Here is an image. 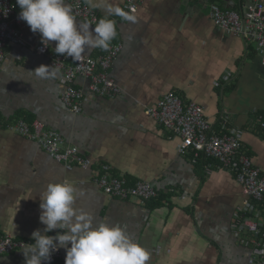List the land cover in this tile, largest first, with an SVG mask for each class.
Segmentation results:
<instances>
[{"label":"crops","instance_id":"crops-1","mask_svg":"<svg viewBox=\"0 0 264 264\" xmlns=\"http://www.w3.org/2000/svg\"><path fill=\"white\" fill-rule=\"evenodd\" d=\"M97 2L105 5L94 9L99 19L106 6H122V0ZM249 2L152 0L138 7L134 22L108 17L122 44L109 70L121 93L114 99L87 94L77 115L61 103L59 73L42 80L30 72L50 65L29 49L43 44L40 33L23 30L28 45L9 46L0 66V237L34 243L33 231L43 233L46 227L39 220L41 194L49 182L67 179L85 192L75 206L92 213L97 223L124 227L149 252L147 264H247L249 247L231 229L247 201L241 186L215 161L179 155V139L151 120L145 106L168 93L202 106L215 132L242 131L253 165L264 171V131L256 118L264 113L260 56L254 43L227 35L208 17L212 3L240 11ZM55 45L48 47L57 54ZM100 51L89 48L83 55L96 57ZM74 85L86 91L85 80ZM20 119L61 134L66 146L92 160L91 169L67 170L37 144L7 130ZM102 164L131 184H150L156 198L139 204L106 196L93 182ZM26 248L0 257V264H26ZM60 250L62 259L54 264L65 263L66 250Z\"/></svg>","mask_w":264,"mask_h":264},{"label":"built area","instance_id":"built-area-1","mask_svg":"<svg viewBox=\"0 0 264 264\" xmlns=\"http://www.w3.org/2000/svg\"><path fill=\"white\" fill-rule=\"evenodd\" d=\"M150 1L152 0H122L121 9L133 16L141 4ZM66 3L72 7L79 21L88 22L93 27L98 22L97 12L82 0H66ZM20 11L16 0H0V66L9 46L28 45L23 37V30L30 27L19 19ZM208 17L227 35L254 43L264 68V0H250L240 11L221 8L212 3ZM29 49L46 57L50 67L59 69L63 84L61 103L74 115L81 112L87 94L114 99L121 93V89L109 76L111 65L122 50L120 42L111 44L108 51L102 50L96 57L82 54L78 62L52 53L48 45L32 44ZM78 78L85 80L86 91L74 85ZM145 114L167 134L179 139V155H190L194 161H215L219 169L226 170L234 177L247 201L235 213L231 229L234 236L249 247L247 264H264V171L253 165L240 139L242 131L233 129L215 132L202 106L194 102H183L173 93L165 94L155 104L145 106ZM256 118L258 128L264 131V113L257 114ZM6 128L37 144L44 153L67 170L75 167L89 170L94 164L76 147L66 146L61 134L45 128L36 120L28 123L20 119L8 124ZM93 182L103 194L121 201L136 200L143 204L157 196L150 184L140 181L131 184L125 178L114 175L111 167L106 164L97 168ZM28 245L29 241L17 240L9 235L1 236L0 257ZM61 259L62 252L59 248L52 253L49 261H43L42 264H54Z\"/></svg>","mask_w":264,"mask_h":264},{"label":"clouds","instance_id":"clouds-1","mask_svg":"<svg viewBox=\"0 0 264 264\" xmlns=\"http://www.w3.org/2000/svg\"><path fill=\"white\" fill-rule=\"evenodd\" d=\"M20 8L19 19L25 21L33 33H40L47 46L55 41V53L79 61L89 48L108 51L117 36V24L110 16H119L134 22L118 6H106V15L95 26L79 22L66 0H16ZM92 9L105 7L97 0H86ZM36 77L55 79L59 69L40 65L30 71ZM85 195L72 182L65 179L49 182L41 194L39 216L46 227L33 231L34 243L24 251L26 264L49 261L59 248L66 250L65 264H147L149 252L119 224L107 221L97 223L92 213L76 207L77 200ZM60 229L56 235H48ZM70 245V246H69Z\"/></svg>","mask_w":264,"mask_h":264},{"label":"trees","instance_id":"trees-1","mask_svg":"<svg viewBox=\"0 0 264 264\" xmlns=\"http://www.w3.org/2000/svg\"><path fill=\"white\" fill-rule=\"evenodd\" d=\"M116 42H117V40L114 39V40L111 42V44L116 43ZM25 121L28 122V123H31V122H32V120H29V121H28V120H25Z\"/></svg>","mask_w":264,"mask_h":264}]
</instances>
